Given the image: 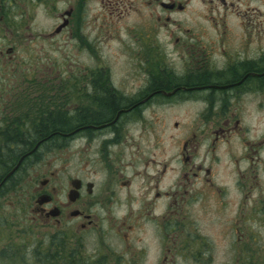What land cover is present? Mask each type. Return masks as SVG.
<instances>
[{
    "label": "flooded vegetation",
    "instance_id": "1",
    "mask_svg": "<svg viewBox=\"0 0 264 264\" xmlns=\"http://www.w3.org/2000/svg\"><path fill=\"white\" fill-rule=\"evenodd\" d=\"M57 39L71 72L0 73V264L259 256L264 0H0L1 66Z\"/></svg>",
    "mask_w": 264,
    "mask_h": 264
},
{
    "label": "rangeland",
    "instance_id": "2",
    "mask_svg": "<svg viewBox=\"0 0 264 264\" xmlns=\"http://www.w3.org/2000/svg\"><path fill=\"white\" fill-rule=\"evenodd\" d=\"M32 10V9H31ZM19 23L22 26L29 25V29L27 32H32L31 29H35L40 33L41 31H53L57 22L55 17L49 16V18L45 17L44 11L42 8L32 11V18H22ZM103 37H107L106 33L102 34ZM104 49H103V62L105 64H112L113 66H118L121 62L115 61L116 55H114V50L118 48V45L115 43H111L107 45V39L103 40ZM29 46H34L28 49H20L17 50L19 52V57L22 59L30 57L32 59L29 64H21L20 66L16 65H8L1 66L0 65V73L1 74H9V73H30L33 75H41V74H55L58 72H71L70 70L74 69V65L72 63H76L77 59L75 50L72 48V43L62 45V41L57 39L55 41H44L38 44H33ZM109 46V49H108ZM114 56V57H113ZM80 63H83L80 59ZM116 64V65H115ZM210 222V221H209ZM208 233L209 234H218L219 226L209 224ZM250 229L255 231L256 241L251 242L252 248L256 249L255 253L258 259L263 258L262 253L264 251V225H259L258 223L251 224ZM245 245L244 243H242ZM247 244V243H246ZM249 245H251L249 243ZM220 246V247H219ZM218 249L216 250V255L213 259V264H229L232 262V254L227 252H223V244L218 245ZM259 252V253H258ZM243 261V259H241Z\"/></svg>",
    "mask_w": 264,
    "mask_h": 264
},
{
    "label": "trees",
    "instance_id": "3",
    "mask_svg": "<svg viewBox=\"0 0 264 264\" xmlns=\"http://www.w3.org/2000/svg\"><path fill=\"white\" fill-rule=\"evenodd\" d=\"M49 124H51V123H49ZM243 260L245 261V264H264V257L261 259H258L257 257H249L248 256L246 258H243Z\"/></svg>",
    "mask_w": 264,
    "mask_h": 264
}]
</instances>
